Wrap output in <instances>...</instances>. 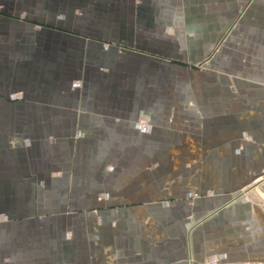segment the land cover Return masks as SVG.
Returning a JSON list of instances; mask_svg holds the SVG:
<instances>
[{"label": "crops", "instance_id": "0c3cea01", "mask_svg": "<svg viewBox=\"0 0 264 264\" xmlns=\"http://www.w3.org/2000/svg\"><path fill=\"white\" fill-rule=\"evenodd\" d=\"M212 260L264 264V0H0V264Z\"/></svg>", "mask_w": 264, "mask_h": 264}, {"label": "built area", "instance_id": "2783aa9c", "mask_svg": "<svg viewBox=\"0 0 264 264\" xmlns=\"http://www.w3.org/2000/svg\"><path fill=\"white\" fill-rule=\"evenodd\" d=\"M147 121L146 120H142V121H140V123H139V126L142 128V129H145V128H147ZM217 262L215 261V260H212L211 262H210V264H216Z\"/></svg>", "mask_w": 264, "mask_h": 264}]
</instances>
